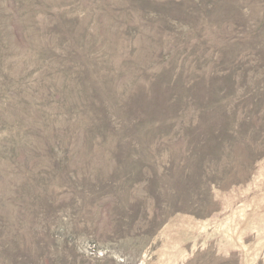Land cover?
Masks as SVG:
<instances>
[{
    "label": "rangeland",
    "instance_id": "374dc122",
    "mask_svg": "<svg viewBox=\"0 0 264 264\" xmlns=\"http://www.w3.org/2000/svg\"><path fill=\"white\" fill-rule=\"evenodd\" d=\"M0 264H264V0H0Z\"/></svg>",
    "mask_w": 264,
    "mask_h": 264
}]
</instances>
